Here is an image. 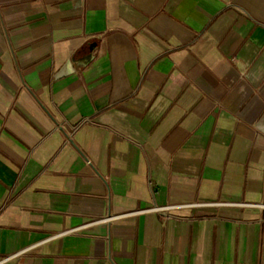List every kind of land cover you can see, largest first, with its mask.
<instances>
[{"label":"crops","instance_id":"obj_1","mask_svg":"<svg viewBox=\"0 0 264 264\" xmlns=\"http://www.w3.org/2000/svg\"><path fill=\"white\" fill-rule=\"evenodd\" d=\"M0 264H264V0H0Z\"/></svg>","mask_w":264,"mask_h":264},{"label":"built area","instance_id":"obj_2","mask_svg":"<svg viewBox=\"0 0 264 264\" xmlns=\"http://www.w3.org/2000/svg\"><path fill=\"white\" fill-rule=\"evenodd\" d=\"M56 129H57L58 131H63V132L65 131V127H64L63 125H58V126H56ZM72 136H73V133L67 135V142H68V143L71 142V140H72Z\"/></svg>","mask_w":264,"mask_h":264},{"label":"water","instance_id":"obj_3","mask_svg":"<svg viewBox=\"0 0 264 264\" xmlns=\"http://www.w3.org/2000/svg\"><path fill=\"white\" fill-rule=\"evenodd\" d=\"M97 48V44H94V45H90V50L91 52H93V50ZM94 58V53L93 54H90L89 57L87 58L88 61H91L92 59Z\"/></svg>","mask_w":264,"mask_h":264},{"label":"clouds","instance_id":"obj_4","mask_svg":"<svg viewBox=\"0 0 264 264\" xmlns=\"http://www.w3.org/2000/svg\"><path fill=\"white\" fill-rule=\"evenodd\" d=\"M252 78H253V79H258V76L255 75V74H253Z\"/></svg>","mask_w":264,"mask_h":264}]
</instances>
